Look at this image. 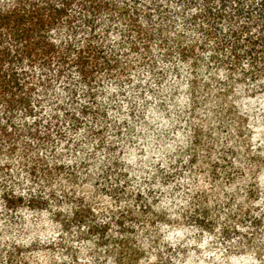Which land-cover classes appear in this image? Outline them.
Masks as SVG:
<instances>
[{"label":"trees","instance_id":"obj_1","mask_svg":"<svg viewBox=\"0 0 264 264\" xmlns=\"http://www.w3.org/2000/svg\"><path fill=\"white\" fill-rule=\"evenodd\" d=\"M161 95L188 126L189 161L214 156L183 215L210 251L178 264H264V0H0V264H63L74 228L102 254L90 264L142 261L132 236L151 206L122 202L121 179L114 205H96L85 179L110 175L122 150L114 138L127 121L105 101ZM213 142L234 160L243 152L247 175L227 173L226 189Z\"/></svg>","mask_w":264,"mask_h":264},{"label":"rangeland","instance_id":"obj_2","mask_svg":"<svg viewBox=\"0 0 264 264\" xmlns=\"http://www.w3.org/2000/svg\"><path fill=\"white\" fill-rule=\"evenodd\" d=\"M178 74L181 84L185 85L184 70H179ZM176 75L177 73H174L171 76V80H174L177 84ZM180 82L178 85H180ZM182 87L184 91V86L180 85V90L175 89L169 95L179 97ZM144 97L134 102L128 98L116 100L109 98L105 101L108 109H112L111 111L115 117L127 121L126 131L119 133L114 138V141L118 143V149L122 148V150L118 157L113 155L116 160L113 163V170L110 175H86L87 179L85 181L93 191L100 193L98 197H95L96 205H101L102 207L114 205V202L107 195L117 190V188L109 191V187L114 182L117 183V179H121L122 188L120 191L124 192L121 199L122 202H126L127 206L135 210L141 205L147 204L151 206V214L145 218L143 223L135 226L132 236L133 242L140 249H143L144 252L141 258L142 261L139 264L144 263L145 256L153 259L157 253L168 260L164 261L163 264H178V260L185 255L188 256V253H191L190 258H193V260L199 256L202 259H207L208 251H210L208 236L205 233L201 235L199 228L194 224H184L186 220L183 215L185 214L184 210L188 205L187 203L190 201L188 195L194 193L197 189H206L208 187V161L214 156L209 159L199 158L196 164H192L188 155L184 154L182 150L185 146L188 126H184L183 122L175 123L174 117L167 112V109H172L171 104L168 105L169 102H166L162 95L161 97L152 96L145 100ZM146 101H149V104ZM151 101L156 104H151ZM133 103L136 105L135 109L133 108ZM120 111L123 113H120ZM158 113L160 115L157 117ZM211 117V115L208 118L206 116L207 119H211ZM154 124L157 127L148 126ZM173 128L177 131H174ZM209 128L212 127L206 126L205 131L208 132ZM142 130L146 132V137ZM177 132L180 134L177 135ZM229 134L223 137H232ZM176 135L181 137L184 143L179 142L181 139L177 140ZM148 139L151 140L149 141ZM229 140H233V138ZM220 147L219 143L213 142V150L216 153L215 159L218 162V167L220 166L219 168H221L222 166L218 173L219 185L217 189L221 187L224 189L225 187L222 183L226 175L247 174L244 169L243 152L241 151L240 155L234 160L230 154L229 157L221 154ZM177 151H180L181 154L179 155ZM221 155L224 160H221ZM104 156L105 154L101 153L100 160H103ZM131 162L132 164H130ZM91 164L94 166L95 161ZM137 196L140 198H136ZM220 200L224 203L226 199L222 195ZM192 209L189 208V210ZM160 214L168 215V218L166 217L167 223L164 225L163 220L157 216ZM111 229H113L112 226ZM59 230L55 225L51 224L50 233L52 237H57L60 234ZM82 230L83 232L86 231V229ZM179 231L184 236L178 237ZM70 232L72 233V238L70 240L65 238V250L68 248V242L70 241L72 243L70 245L77 251L72 255L65 253L63 264H90L88 259L90 256L95 258V255H98L102 258V254H94L92 252L86 234V236L84 234H81L83 235L81 236L77 228L72 229ZM52 246L56 251L57 243L52 244ZM99 264L104 263L99 262Z\"/></svg>","mask_w":264,"mask_h":264}]
</instances>
